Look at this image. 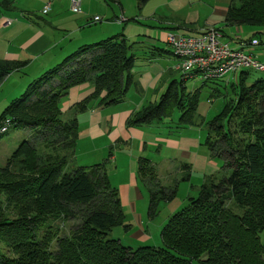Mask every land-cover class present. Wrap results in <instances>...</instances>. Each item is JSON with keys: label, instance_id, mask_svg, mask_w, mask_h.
Masks as SVG:
<instances>
[{"label": "trees", "instance_id": "1", "mask_svg": "<svg viewBox=\"0 0 264 264\" xmlns=\"http://www.w3.org/2000/svg\"><path fill=\"white\" fill-rule=\"evenodd\" d=\"M224 23L264 26V0H231ZM253 36L238 43L243 50L262 44ZM252 40L258 45L250 46ZM133 49L123 34L83 45L31 81L1 112L0 123L8 120L9 130L32 135L0 167V264H264V79L248 83L250 70L228 83L201 78V87L192 91L185 87L190 78L181 75L158 102L126 121L127 127H140L167 119L176 132L200 124L203 86L217 85L212 97H226L219 85L234 95L206 125L204 146L222 167L169 217L160 231L161 247L132 248L110 238L115 227L127 231L130 225L124 224L118 189L108 178V158L67 170L79 129L76 118L63 120L61 101L71 88L90 82L94 90L72 107L75 113L121 103L133 85ZM25 64L0 60V83ZM181 168L187 181L190 166ZM137 174L147 186V216L153 219L159 204L175 198L176 187L161 186L147 158L138 159Z\"/></svg>", "mask_w": 264, "mask_h": 264}, {"label": "crops", "instance_id": "2", "mask_svg": "<svg viewBox=\"0 0 264 264\" xmlns=\"http://www.w3.org/2000/svg\"><path fill=\"white\" fill-rule=\"evenodd\" d=\"M37 1L39 0H0V58L6 61L26 62L20 71L10 73L0 83V93H2L0 106L3 103L7 105L13 98H16V93L23 91L43 71L60 63L77 48L88 45L84 44L86 41L82 37L78 40L71 37L73 32L80 28L81 23L87 26L100 25L96 27L97 29L89 31L91 32L89 37H85L91 41H101L113 34H123L129 43H134L135 61L131 71L133 85L121 103L90 107L84 113H75L72 107L94 90L92 83L87 82L71 88L61 101L60 107L63 120L76 118L78 122L79 137L72 159H76L75 155L80 149L79 144L83 139L88 141V144L92 145L94 150L99 153V160L95 162L96 164L108 158L111 165L108 177L111 185L118 189L125 217H139L140 228L137 229L136 234L132 235L134 238H139L143 233L140 219L145 212V206L147 215L149 200L147 186L137 174L139 158H147L154 165L156 174L159 175L168 173V171H176L179 167L178 174L181 172L182 176L180 180H174L171 183V185L176 184V188L180 182L190 184L193 166L199 170L206 165L210 168L204 178L219 172V170L217 171L218 165L213 162L211 156L206 158V155L200 157L195 152L192 153L193 149L201 148L204 143L198 133L199 131L202 134V130L199 129L200 124L175 133H171L172 129H169L170 125L167 119L140 127L126 126V121L135 112L149 103H156L172 81L179 82L181 80L180 61L172 54L166 42L167 35L197 36L209 29H218L223 34V41L228 37L227 43L230 42L229 45L232 48L238 49L240 48L238 43L253 38V35L258 32L244 38L241 35L246 30L245 26L224 23L231 0H147L145 3L132 0L128 9L127 6L125 8L121 4V0L118 4H112L116 6L115 9L111 5H107L104 0H80V14L85 16V23L84 20L82 21V17L70 16L69 0H54L49 11L51 18L45 22V26L55 32L54 35L52 32L49 33L46 27L40 28L41 26L28 16L35 14L33 4ZM40 1L42 4L40 11L42 12L45 0ZM3 2L8 4L3 6L1 5ZM83 7L84 12L82 11ZM182 12L185 13L182 15ZM200 13L208 14L203 19V24L200 23L202 20H200ZM94 17H99L100 21L94 24L90 23ZM120 17L125 22L115 21ZM7 20L11 21L9 26L5 25ZM105 20L115 21V25L102 23ZM69 29L71 34L66 35ZM227 29L230 33L226 34ZM229 34L235 36H228ZM233 44L235 47L232 46ZM246 50L252 51L257 59L264 63V50L259 51L258 47H247ZM224 80L228 83V79ZM185 87L187 89V81H185ZM205 131L203 141L207 137L206 128ZM182 132V135L178 134ZM163 145H167L168 149H174L170 150L171 152L180 153L173 155L178 157V162L175 161L176 157L164 160L162 163L153 159L160 155ZM110 149H112L111 155L107 157V151ZM92 163H94L93 160H85L79 166L88 167L94 165ZM182 164L190 166V177L187 181H183L185 172L181 168ZM158 169L160 172H157ZM165 184L164 187H173L170 184ZM192 186L190 185L191 188ZM188 197L189 195L187 199ZM146 199L147 204H145ZM182 203L180 199L177 201L174 198L170 203L172 204L170 212L173 214L178 211ZM131 229L130 225L127 231H131Z\"/></svg>", "mask_w": 264, "mask_h": 264}, {"label": "rangeland", "instance_id": "3", "mask_svg": "<svg viewBox=\"0 0 264 264\" xmlns=\"http://www.w3.org/2000/svg\"><path fill=\"white\" fill-rule=\"evenodd\" d=\"M131 1L132 0H121V4H123L125 8L127 6V9H128V7L131 5ZM132 4L135 6L134 2H132ZM33 6H34L33 8H35V10H34L35 14H29L28 16L32 19L33 22L35 21V23L40 25L41 26L40 28L46 27L45 22H48L49 19L51 18L50 14L49 13L43 14L40 11V9L42 8V4H41L40 0L37 1L36 3H34ZM111 7H113L115 9L116 6L111 5ZM68 9H69V7H68ZM70 11H71V9H70ZM82 11L84 12V7H83ZM185 12H182V15ZM207 15L208 14L200 13V20L202 19L200 21L201 24H203V19ZM70 16L76 17V18L82 17V21L84 20V23L86 22L85 21L86 19H84L85 16H83L82 14H76V13H73L71 11ZM102 23H104V24L108 23L109 25H115V21L109 22V21L105 20ZM98 26H100V25L98 24L96 26H87L86 24L81 23L80 28L77 29L76 32H73V35H71V37L74 39H77V40L81 37L84 38V40L86 41V43H84V44L97 43L99 41H91L85 37H89L91 35V32H89V31H93V30L97 29L96 27H98ZM151 26H154V25H151ZM245 28H246V30L244 31V33L241 36L244 38H247L250 35H252L254 32H258L255 34H256L258 40H260L262 42V44L258 46V49H259V51H263L264 50V26H245ZM247 29H248V32H247ZM47 31H49V33L52 32L55 35V32L51 31L49 28H47ZM226 31H227L226 34L230 33L229 29H227ZM70 32H71V30L69 29L67 31L66 35H70L71 34ZM151 32L153 33L154 31H151ZM56 36H58V33H56ZM228 36L234 37L235 35L229 34ZM227 38L228 37L225 38V40H224L225 42L228 41ZM229 44H230V42H229ZM232 46L235 47L234 44ZM136 54H138V53H136ZM0 60L3 61L4 59L0 58ZM53 67H50V69ZM46 71H47V69L45 71H43L42 73H44ZM40 75H38L36 78H38ZM179 75H181V72L179 73ZM226 79L230 80L229 77H226ZM258 79H264V71H250L249 72L248 83L251 84L252 82H254ZM53 84H55V83L52 82L51 85H53ZM201 85H202V79L200 76H197L196 78H190L187 80V90H189V91H192L196 88H199V87H201ZM26 87H25V89H26ZM214 87H217V85H215L214 83H208L206 86H203L201 88V91H200V98H199L200 109L197 111V115H198L197 123H200L199 129L202 130V134H201V132L198 131L199 137H200L202 143L204 142L203 140H204V136L206 133L205 128H206L207 123L209 121H211L212 118L217 116L222 111L223 107L225 106L226 102H228V100L234 98V95L232 94L231 89L230 88L224 89L222 87V85H219L218 88L226 97L225 98L222 96L212 97L211 96V92H212L211 88H214ZM4 89L6 90V88H4ZM25 89L23 91H21L20 93H16V96H17L16 98H18L20 95H22L23 92L25 91ZM4 91H3V93H4ZM0 95L2 96V93H0ZM13 99H15V98H13ZM7 101H8V99H7ZM7 105H4V103H3L0 106V111L3 110ZM172 119H174L175 121L178 119V113L177 112L173 113ZM188 129H189V127H188ZM182 130L183 129H181V131ZM178 132H179V130H178ZM185 132H186V130H185ZM171 133H175V131H173V129H172ZM178 134L182 135L183 132L178 133ZM31 135H32V133L28 130H22V129L13 130V129H11V130H9V132L7 134H5L4 136H2L0 138V167H3L5 165L6 160L11 155V153L17 148V146L23 140L28 139ZM81 142L82 143L79 144L80 149L78 150L77 154L75 155L76 159H72L68 165L67 170H69V171L78 167L79 164H81L85 160H89V161L93 160L94 163H92V164H96L95 162L97 160H99V153L94 150L93 146L88 144L89 142L85 141V139H83V141L81 140ZM203 144H202L201 148L198 147L197 150L193 149L192 153L195 152L200 157H204V155H206V158L210 157L208 150L206 149L205 146H203ZM118 147H120L119 144H118ZM111 150L112 149L107 151V157H108L109 152ZM170 150H174V149H168L167 145L166 146L163 145L162 146V152H160V155L154 157L153 159L159 160L160 161L159 163H162L164 160H169L170 158L175 159V157H176L175 161L178 162V157L173 156V155L175 153H179V152H177V151L171 152ZM147 154H150V153H147ZM212 160H213V162L217 163V165H218L217 171L218 170L220 171V168L222 167L221 160H216L214 158H212ZM104 161L105 160H101L100 163L104 162ZM185 162H187V161H185ZM189 162H190V160H189ZM97 164H99V163H97ZM204 165H205V163H204ZM194 167L195 166L192 167L194 170L193 169L191 170L192 172H191L190 184H188L187 182H180L176 188L175 198L177 199V201L180 199L183 202L178 210H180L181 208H183L187 204V196L188 195H189V197H196L197 196V192H198L197 189L202 184L203 180L205 179L204 176L207 175L206 173H208L210 170V168L207 165H206V167H202V169H200V170L196 169V167L195 168ZM179 169L180 168L177 167V170L173 171V172H170L167 169L168 173H164V174L162 173L160 175L157 174L158 175L157 180L159 182H162L161 184L160 183L159 184L163 187H164L165 183H166L165 185L170 184V186H173L174 187L173 189H175L176 184L171 185V183L174 182V180H178V179L180 180L182 173L180 172L178 174ZM109 170H111V165L108 161V163L106 164L107 174H108ZM157 172H160V170L158 169ZM175 172H177V174H175ZM109 181H110V179H109ZM113 182H114V177H113ZM110 184H112L111 181H110ZM190 185H193L192 188L190 187ZM166 188H169V187H166ZM170 203L171 202L159 204L157 216L154 217L153 219H149L147 217L146 206H145V212L143 214V217H141V219H140L141 220V226L143 229V233L139 238H134L132 236L134 233L136 234L137 229L140 228L139 227V217H129V216L125 217L124 224L126 226L130 224L132 226L131 231H126L122 226H118L112 230V232L110 233V238L119 240L123 246H130L132 248H137V247H142V246L161 247L162 244H161V239H160V231L163 228V226L166 224L169 217L172 215V213L170 212L172 204H170ZM145 204H147V199L145 200ZM143 211H144V209H143ZM65 229L68 230V227L66 226Z\"/></svg>", "mask_w": 264, "mask_h": 264}, {"label": "built area", "instance_id": "4", "mask_svg": "<svg viewBox=\"0 0 264 264\" xmlns=\"http://www.w3.org/2000/svg\"><path fill=\"white\" fill-rule=\"evenodd\" d=\"M54 0H45L42 13H49ZM73 13H81L80 0H69ZM99 17H94L90 23H97ZM116 22H125L122 17ZM10 20L5 21L9 26ZM166 42L172 54L180 61L179 70L184 78L199 75L203 80H219L229 77L236 81L239 72L244 70L264 71V63L257 60L256 56L240 48H232L223 41V34L215 29H209L197 36L168 34ZM257 41L252 40L250 46H257ZM10 122L4 120L0 123V137L9 131Z\"/></svg>", "mask_w": 264, "mask_h": 264}]
</instances>
